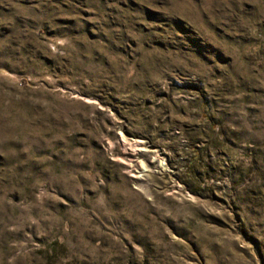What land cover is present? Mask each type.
Returning a JSON list of instances; mask_svg holds the SVG:
<instances>
[{"label": "rangeland", "instance_id": "374dc122", "mask_svg": "<svg viewBox=\"0 0 264 264\" xmlns=\"http://www.w3.org/2000/svg\"><path fill=\"white\" fill-rule=\"evenodd\" d=\"M0 264H264V0H0Z\"/></svg>", "mask_w": 264, "mask_h": 264}]
</instances>
